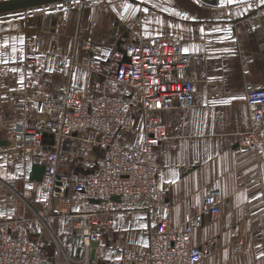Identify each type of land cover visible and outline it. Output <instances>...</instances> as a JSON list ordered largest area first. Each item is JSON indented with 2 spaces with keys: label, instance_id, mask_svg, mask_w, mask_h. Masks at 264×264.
<instances>
[{
  "label": "crops",
  "instance_id": "1",
  "mask_svg": "<svg viewBox=\"0 0 264 264\" xmlns=\"http://www.w3.org/2000/svg\"><path fill=\"white\" fill-rule=\"evenodd\" d=\"M257 11L260 20L249 30L246 19ZM0 17V221L28 215L30 207L41 210L46 197L45 174L36 180L33 159L16 150L23 142L17 122L36 116L29 101L32 88L70 82L94 88V96L122 95L127 89L110 80L106 68L89 70L88 58L107 60L132 37L162 35L191 55L187 71L195 95L193 107L160 113L166 136L158 148L157 177L165 184L163 199L169 205H152L142 195L119 197L120 210L111 216L97 247H91L87 264L143 254L158 221L179 228L194 213L203 215L204 224L194 228L192 243L215 240L213 254L202 264H264V146L253 151L240 144L250 124L245 85L264 88L261 0H114L83 10L59 2ZM79 28L86 39H69ZM87 40L91 49L84 45ZM113 89L121 93H107ZM136 117L137 126L124 138L130 143L144 133L142 119ZM73 137L72 151L60 158L59 167L79 178L92 175L103 157L95 144L98 135L85 129ZM213 189L222 193L219 218L204 207ZM65 200L68 212L54 209L49 220L61 252L44 236L41 252L50 257L48 264H67L66 257L81 264L86 246L77 213L91 211L99 201L88 189H68Z\"/></svg>",
  "mask_w": 264,
  "mask_h": 264
},
{
  "label": "built area",
  "instance_id": "2",
  "mask_svg": "<svg viewBox=\"0 0 264 264\" xmlns=\"http://www.w3.org/2000/svg\"><path fill=\"white\" fill-rule=\"evenodd\" d=\"M72 2L92 4L90 0L63 4ZM260 17L257 11L247 18V28L255 29ZM86 47L91 49L93 43L87 42ZM191 61V55L169 37H132L107 60L91 55L86 62L90 70L106 68L110 79L124 86L126 93L97 97L70 82L58 83L54 88H32L29 101L36 106V116L17 122L23 142L16 150L30 155L34 163L45 165L46 197L41 210L30 207L28 215L0 221V264L49 263L50 257L41 252L45 247L44 236L50 234L55 240L49 220L54 209L60 214L68 212L63 206L68 189L76 192L88 189L99 200L91 211L77 213L80 219L77 226L82 230L86 246L81 264H87L91 243L102 238L111 216L120 210L119 203L112 199L114 196L142 195L152 205L158 201L169 205L163 199L165 184L157 177L158 148L166 136L160 113L194 106V81L187 71ZM245 94L250 124L240 144L259 151L264 146V88L247 83ZM136 114L142 119L144 133L139 142L130 143L124 138L137 126ZM85 129L98 135L95 144L103 157L92 175L79 178L62 171L59 164L62 156L71 153L74 134ZM222 201L221 191L211 190L204 199L205 210L213 218H219ZM101 215L109 217L104 219ZM185 221L179 228L158 221L149 233L145 253H127L111 264H202L213 254L215 240L202 246L193 244V230L203 226V215L188 214ZM33 234L35 239L31 238ZM66 261L72 264L68 257Z\"/></svg>",
  "mask_w": 264,
  "mask_h": 264
},
{
  "label": "water",
  "instance_id": "3",
  "mask_svg": "<svg viewBox=\"0 0 264 264\" xmlns=\"http://www.w3.org/2000/svg\"><path fill=\"white\" fill-rule=\"evenodd\" d=\"M65 1H72V0H0V14L16 11V10L29 9L38 6L55 4ZM32 174L36 180L41 181L45 174V165L33 163ZM112 199L115 201L120 200L119 196H114ZM97 245L98 242L91 243V246L94 248L97 247Z\"/></svg>",
  "mask_w": 264,
  "mask_h": 264
},
{
  "label": "rangeland",
  "instance_id": "4",
  "mask_svg": "<svg viewBox=\"0 0 264 264\" xmlns=\"http://www.w3.org/2000/svg\"><path fill=\"white\" fill-rule=\"evenodd\" d=\"M91 2H92V4L90 5V6H85V5H79V4H77V3H74V2H72L71 4H69V5H66L67 7H73V8H77L78 10H83V9H85V8H94V7H97V6H100L101 4H103V3H105V4H107L108 2H112V1H114V0H90ZM0 19H1V17H0ZM64 34V33H63ZM67 35V34H66ZM61 36H63V35H61ZM156 36H162V35H156ZM153 37V36H152ZM69 39H78V40H85L86 39V35H85V32H84V30H80V28H79V30H77V32H75V35H73L71 38H69ZM87 42H91V41H85V43H84V45L87 43ZM62 61V60H61ZM90 70V69H89ZM91 71H94V70H91ZM108 77H109V75H108ZM110 78V77H109ZM110 80H112V79H110ZM96 86L98 87V84H96ZM94 89V88H93ZM88 90V89H86L88 92H92L93 91V93H94V90ZM108 90V89H107ZM114 90V89H113ZM113 90H109V91H107V93H110V92H114V93H121L120 92V89H115L114 91ZM90 92V93H91ZM103 94H105V93H103ZM102 94V95H103ZM98 96V95H97ZM100 96V95H99ZM48 236V238L50 239V241L52 242V245L54 246V249L57 251V252H61V250L59 251V245L57 244V242L54 240V239H52V237L50 236V234H48L47 235Z\"/></svg>",
  "mask_w": 264,
  "mask_h": 264
},
{
  "label": "snow or ice",
  "instance_id": "5",
  "mask_svg": "<svg viewBox=\"0 0 264 264\" xmlns=\"http://www.w3.org/2000/svg\"><path fill=\"white\" fill-rule=\"evenodd\" d=\"M230 2H231V0H230ZM261 3H264V0H261ZM125 7H127V6H125ZM213 103H215V101H213ZM173 175H175V173H173Z\"/></svg>",
  "mask_w": 264,
  "mask_h": 264
}]
</instances>
